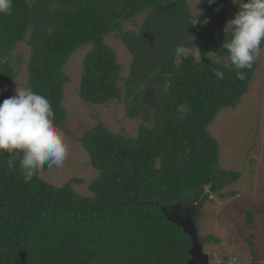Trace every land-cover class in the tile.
<instances>
[{
    "label": "trees",
    "instance_id": "trees-1",
    "mask_svg": "<svg viewBox=\"0 0 264 264\" xmlns=\"http://www.w3.org/2000/svg\"><path fill=\"white\" fill-rule=\"evenodd\" d=\"M199 1L211 21L223 22L226 0ZM191 11L187 0H13L12 14L0 15V103L13 96L8 87L18 71L12 54L23 42L29 50L26 87L47 96L54 123L62 127L63 88L69 81L64 69L72 53L88 44L79 98L99 105L117 100L129 118L140 120L135 137L113 133L101 122L76 137L97 171L89 194L72 186L83 183L79 178L55 186L39 174L25 183L19 156L13 154L9 168V154L0 152V264H183L189 259L190 236L171 215L196 209L194 204H205L211 194H235L222 190L240 173L221 167L218 141L208 126L220 110L240 102L258 65L257 59L245 70L247 79H236L231 66L225 67V32L190 25ZM140 15L136 32L123 30ZM110 34L131 54L126 77L105 42ZM177 46L197 47L200 59L188 53L177 61ZM217 68L225 73L223 80L214 76ZM182 103L191 109L183 120L177 112ZM239 212L249 225L253 212ZM198 237L203 246L220 243L211 234ZM247 243L254 255L253 240Z\"/></svg>",
    "mask_w": 264,
    "mask_h": 264
},
{
    "label": "rangeland",
    "instance_id": "rangeland-1",
    "mask_svg": "<svg viewBox=\"0 0 264 264\" xmlns=\"http://www.w3.org/2000/svg\"><path fill=\"white\" fill-rule=\"evenodd\" d=\"M187 1L192 14L195 16L198 12V24L211 32H225L226 22L233 18L238 9L232 0H226L225 18L223 22L216 24L208 19L199 0ZM142 18L140 15L135 20L125 22L123 30L136 32ZM206 18L208 22L203 23ZM105 42L115 50L117 61L122 67L121 76L126 77L131 54L119 36L110 34L105 37ZM89 48L90 45L87 44L76 49L64 69L69 77L63 88L62 100L67 117L64 125L58 129L65 134L69 144L68 156L62 167L40 173L44 181L55 186H63L71 178L82 179V184L72 185L79 194H89L88 183L96 176L97 171L91 166L88 153L76 137L100 122L113 133L135 137L140 123L139 119H131L126 115L122 102L111 100L99 105L79 98L82 60ZM188 53L197 60L200 59L196 47L184 49L183 54L176 53V60ZM12 55L18 74L8 91L14 95L17 87H26L28 47L20 42ZM209 55L218 58L212 52ZM208 130L218 141L221 167L238 171L240 177L222 190L234 191V195L220 198L211 194V200L205 204L200 205L199 201L194 204L193 207H197L193 215L197 235L211 234L220 239L218 244L204 245L211 264H221L224 256H228L227 264H264V47L260 51L258 65L247 93L234 108L220 110ZM240 209L253 212V219L247 226L244 224L246 215L240 214ZM247 240H253L254 255L250 252Z\"/></svg>",
    "mask_w": 264,
    "mask_h": 264
},
{
    "label": "clouds",
    "instance_id": "clouds-1",
    "mask_svg": "<svg viewBox=\"0 0 264 264\" xmlns=\"http://www.w3.org/2000/svg\"><path fill=\"white\" fill-rule=\"evenodd\" d=\"M232 2L238 6V11L225 26V40L222 44L228 54V64L225 67L230 65L235 71L236 79L245 80V70L250 71L253 68L264 47V0ZM208 3H215V0H208ZM12 10L13 0H0V15H11ZM197 17L198 12L191 19L190 25L195 26L199 22ZM207 22L206 18L203 23ZM226 29L230 31L226 33ZM175 51L183 54V46H177ZM213 74L218 80L225 78V73L219 68ZM177 112L183 120L190 115L191 109L186 103H182L178 105ZM54 116L47 96L33 91L30 87H17L13 96L0 103V152L9 154V168H13L15 164L13 154L19 156V168L25 183L38 177L45 167L51 171L65 163L69 144L65 134L54 123ZM181 211L185 213L187 210ZM192 218L194 219L193 216Z\"/></svg>",
    "mask_w": 264,
    "mask_h": 264
},
{
    "label": "water",
    "instance_id": "water-1",
    "mask_svg": "<svg viewBox=\"0 0 264 264\" xmlns=\"http://www.w3.org/2000/svg\"><path fill=\"white\" fill-rule=\"evenodd\" d=\"M193 215L194 212L190 213V215L188 214L187 216H179L175 213L171 215V220L180 227H182L183 231L188 234L191 239V246L189 248V259L183 264H211L209 262V255L204 251L203 245L197 235V229L192 218Z\"/></svg>",
    "mask_w": 264,
    "mask_h": 264
},
{
    "label": "flooded vegetation",
    "instance_id": "flooded-vegetation-1",
    "mask_svg": "<svg viewBox=\"0 0 264 264\" xmlns=\"http://www.w3.org/2000/svg\"><path fill=\"white\" fill-rule=\"evenodd\" d=\"M187 211L184 213L183 211H180V210H176L175 214H178L179 216H187L188 214L190 215V213H193L192 209L190 208H187L186 209Z\"/></svg>",
    "mask_w": 264,
    "mask_h": 264
}]
</instances>
